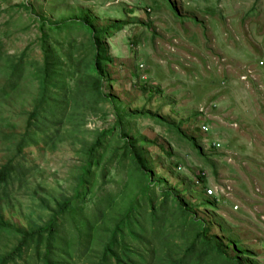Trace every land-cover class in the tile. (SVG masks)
<instances>
[{"label":"rangeland","instance_id":"obj_1","mask_svg":"<svg viewBox=\"0 0 264 264\" xmlns=\"http://www.w3.org/2000/svg\"><path fill=\"white\" fill-rule=\"evenodd\" d=\"M84 11L100 27L129 22L108 39L114 64L111 85L102 88L112 99L87 90L91 38L73 20ZM46 35L50 61L75 74L67 86L53 81L49 88L62 101L56 129H48L57 118L50 105L45 110L37 98ZM0 42L1 52L26 66L19 92L0 106V168L13 165L0 204L7 221L35 228L56 219L55 254L65 251L68 264H99L130 213L136 223L122 226L125 243L143 264H163L194 244L193 253L203 250L190 221L195 214L231 245L228 257L264 264V0H0ZM120 118L148 154L155 174L149 192L141 189L148 177L125 157ZM182 132L194 136L201 156ZM89 164L97 173L83 177ZM168 190L189 203V217ZM16 242L0 233V257ZM45 251L31 248L9 264H42ZM214 258L204 256L203 264H217Z\"/></svg>","mask_w":264,"mask_h":264},{"label":"trees","instance_id":"obj_2","mask_svg":"<svg viewBox=\"0 0 264 264\" xmlns=\"http://www.w3.org/2000/svg\"><path fill=\"white\" fill-rule=\"evenodd\" d=\"M92 18H94L89 12H83L81 16H75L73 20L77 22H82V24L87 28L86 31L91 38V60L85 66L86 72L85 77L87 78V83L91 84L87 90H95L98 91L101 96H106L112 99V95L103 93L102 85L106 82L111 85V79L109 78L107 72L108 68L114 64V59L112 53H110V45L108 39L112 38L114 33L119 32L123 29L124 26H128L129 22H118L116 24L110 23L109 25L100 27L97 23H94ZM58 25H50V28L54 30L57 28ZM3 42H0V79H3V85L0 86V106H4L6 102H10L12 97L16 96L19 92V86L21 85L22 79L25 77L26 66L22 57L19 60L14 61L13 57H9V54L6 52H1ZM46 44H51L48 42V35H46ZM50 45L46 48L47 56H46V63L43 67V71L39 74L40 79L37 81L40 82V88L43 85L44 93L41 97V103L44 105L45 110H47L46 105L48 106V110L51 109L57 118L52 117L51 120H55L56 123L47 122L49 128L56 129V124L60 120V115L57 111V106L62 102L61 100L58 101L56 97L58 94H54L56 97L51 98L49 96L50 87L57 86L53 81L62 84L63 86H67V78L74 77L75 74L69 72L68 74H62L61 70H58L55 61H50ZM28 77V74H27ZM26 77V78H27ZM42 77V79H41ZM145 88V87H143ZM51 107V108H49ZM61 112L64 113L66 111V107L64 103L61 106ZM137 113V112H134ZM143 112L142 114H145ZM149 114V113H148ZM119 126L121 127V136L124 139V147L126 150L125 157L131 158L134 162V169L143 172L145 177H148V184L144 185L142 183V191L149 192L151 191V186L155 183L154 171L150 168V162L147 159V152L144 151L141 147L142 143L140 140L133 138L128 131H123V120L120 118L118 121ZM47 129V130H48ZM199 129V127H198ZM200 131V129H199ZM52 133L55 130L51 131ZM183 133V132H182ZM184 134V133H183ZM185 135V134H184ZM186 136V135H185ZM192 136V135H191ZM187 137L190 143L193 145L195 151L198 155L201 156V147L197 143L194 136ZM97 144H101V140L97 139ZM143 142H148V139L145 137ZM169 155V153H168ZM93 164L97 168L101 166L99 161H94ZM108 170V169H107ZM106 170V171H107ZM92 171V172H91ZM13 172V165L12 162H7L0 168V204L3 200H6L9 196V182L11 179V175ZM83 177L89 178L91 173L95 174L97 171L91 170V164L87 166L85 169L83 167ZM152 179L151 181L149 179ZM199 181L202 182L203 186L204 180L202 177H197ZM89 180L83 178L81 179V184L84 186L88 183ZM168 196L174 197V202L180 207L182 213L189 217V213H191V206L189 203L181 197L179 194H175L173 191L168 190ZM172 192V193H171ZM152 197L150 196V204L151 208H154L153 201L151 200ZM70 200H66L64 202L59 203L62 212H66L69 208ZM210 206L213 204H209ZM207 206V205H204ZM1 209V207H0ZM155 212L154 209H152ZM124 213V212H123ZM125 214V213H124ZM134 216L130 213L125 214L121 225L118 224L117 227L114 229L112 233V239L109 241L105 247L104 256L99 264H112L111 259L115 260V264H143L144 258L141 257L140 259L136 258L135 256L138 255V252H133L130 250L129 245L125 243L126 236L123 232L122 226L126 229H132V225L136 223L134 221ZM191 225L196 229L195 230V239L196 241H200L201 250L198 254L193 253L194 247L196 249V244L192 245L191 247L187 248L184 254L177 259H172L163 264H203L204 256H214V261L217 264H242L240 257L230 258L227 255V250L230 249L231 245L227 244L224 245L223 242L218 238V235L212 234L210 232V226L204 223L202 220L196 217L193 214L192 218H190ZM83 226L85 225V222ZM128 225V227H126ZM82 228L80 229L81 233ZM88 230V227H86ZM11 233L15 236L17 242L13 246V249L7 252L5 255L0 257V264H9V262H15L16 257L20 256V254L28 251L29 249H39L41 246H46V251L43 253L42 256V264H68L70 261L65 257H62L65 253L61 252L58 254L56 253L55 248V239L59 233V223L58 220L54 219L52 221H48L45 225L35 227V228H28L22 227L15 223H10L7 221L0 211V233ZM153 232V231H152ZM155 235L156 233L153 232ZM84 233L81 234V239L83 238ZM87 235V233L85 234ZM132 238L138 239L143 241L141 238H136V234L134 231L131 233ZM120 238V240H118ZM164 238L160 240L161 245L164 244ZM194 243H196L194 241ZM117 247H122L121 250L117 249ZM68 251L67 249H64ZM69 252V251H68Z\"/></svg>","mask_w":264,"mask_h":264},{"label":"built area","instance_id":"obj_3","mask_svg":"<svg viewBox=\"0 0 264 264\" xmlns=\"http://www.w3.org/2000/svg\"><path fill=\"white\" fill-rule=\"evenodd\" d=\"M199 129H200V132H204V133H206L208 131V128H207V126L205 125L204 122H202L200 124Z\"/></svg>","mask_w":264,"mask_h":264}]
</instances>
